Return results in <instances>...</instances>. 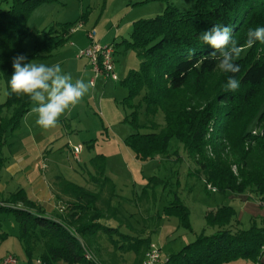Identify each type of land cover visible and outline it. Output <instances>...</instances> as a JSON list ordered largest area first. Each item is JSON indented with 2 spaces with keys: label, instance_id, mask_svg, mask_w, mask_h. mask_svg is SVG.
I'll return each mask as SVG.
<instances>
[{
  "label": "trees",
  "instance_id": "1",
  "mask_svg": "<svg viewBox=\"0 0 264 264\" xmlns=\"http://www.w3.org/2000/svg\"><path fill=\"white\" fill-rule=\"evenodd\" d=\"M192 1L193 10L181 12L169 4L161 15L133 23L128 44L137 52L140 65L121 85L128 91L124 103L132 109L128 118L136 131L124 143L139 162L173 155L176 161L187 159L194 165L191 174L202 179L205 188L210 185L222 194L254 193L264 205V43L251 48L246 44L247 30L264 26V0ZM55 2L58 0H0V83L5 89V100L0 103V177L11 164L3 150H9L33 104L8 87L13 58L21 54L27 57L25 62L47 58L76 29V23L45 28L32 53H26L23 44L31 34L26 25L28 14L39 5ZM215 24L231 27L233 40L243 49L236 59L240 71L235 78L240 87L235 92L224 91L227 74L218 67L219 57H208L213 49L199 39ZM142 109L144 121L140 124ZM158 115L163 118L162 126L155 121ZM101 182L97 191L61 182V193L68 199L65 213L61 209L48 216L20 187L0 192V212L13 214L18 238L28 255L42 249L36 260L39 264H106L97 258L98 236L106 237L115 251L132 254V264H141L151 242L121 234L116 226L101 222L118 214L110 205L114 187L106 178ZM105 186L110 197L103 199ZM99 202L109 215L102 213ZM179 210L182 223L188 226L186 209L179 206ZM204 220L213 233L197 237L162 264L260 262L264 221L261 227L242 229L235 209L226 205L207 212ZM5 237L0 233V241Z\"/></svg>",
  "mask_w": 264,
  "mask_h": 264
},
{
  "label": "rangeland",
  "instance_id": "2",
  "mask_svg": "<svg viewBox=\"0 0 264 264\" xmlns=\"http://www.w3.org/2000/svg\"><path fill=\"white\" fill-rule=\"evenodd\" d=\"M169 4L181 12L194 8L192 0H58L35 7L26 20L31 33L23 44L26 53H32L34 43L41 39V31L45 28L76 23V29L65 42L53 49L49 57L34 59V63L49 66L59 63L63 72L72 75L73 82L82 79L90 83L94 74L82 77L87 60L77 59L76 55L89 45L87 33L94 32L99 44L114 49L117 81L102 76L94 78L88 93L79 104L65 111L54 128L43 129L36 125V116L31 113L35 105L32 104L21 120L9 150H3L11 163L23 166L21 182L42 179L48 192L52 191L57 197V202L51 201L49 206L44 203L46 196L36 202L43 203L41 206L48 216L55 215L50 209L53 204L55 213L61 209L65 213L63 208L67 206L68 199L61 193V182L97 191L101 181L108 179L115 187L110 205L118 209V214L112 217L104 210V204L99 202L102 213L109 215L101 222L110 227L116 226L121 234L148 238L160 249L163 259L194 242L197 237L213 233L214 229L206 226L204 216L220 206L235 209V219L242 229L247 230L253 225L261 227L264 221V205L260 204L256 194L212 193L205 188L202 179L191 174L194 165L189 160L176 161L173 155L168 159L139 162L124 143L125 138L136 131L128 118L132 109L124 103L128 91L121 85L128 73L137 70L140 65L137 52L128 44L131 42L132 26L140 19L161 15ZM4 100L5 89L0 83V103ZM143 121L142 109L138 122L142 124ZM155 121L159 126L163 125L161 115ZM138 129L144 132L142 128ZM76 146H81L77 157L73 153ZM14 177L1 193L22 187L18 174ZM98 178L101 181H95ZM8 179L3 175L0 184H5ZM108 191L109 187L105 186L101 198L110 197ZM179 206L187 211L188 226L182 223ZM0 233L11 239L9 245L1 246L0 252L16 254L19 264H37L42 249L39 247L27 254L24 242L18 238L19 229L13 214L0 212ZM96 242L100 261L132 264L133 255L115 251L106 237L98 236ZM55 264L66 263L57 261ZM227 264L255 263L234 260ZM257 264H264V252Z\"/></svg>",
  "mask_w": 264,
  "mask_h": 264
},
{
  "label": "clouds",
  "instance_id": "3",
  "mask_svg": "<svg viewBox=\"0 0 264 264\" xmlns=\"http://www.w3.org/2000/svg\"><path fill=\"white\" fill-rule=\"evenodd\" d=\"M232 31L229 26L215 24L199 37L202 45L213 49L208 57H219L218 67L227 74L223 85L225 92H235L240 87V81L235 78V74L240 71L236 59L243 49L233 40ZM257 42L264 43V26L247 30V46L251 48ZM26 60L23 54L13 58V73L7 82L8 87L11 93L25 95L33 102L35 106L31 113L36 116L37 126L54 128L65 111L79 104L92 85L82 79L73 82L72 75L63 72L59 63L49 66Z\"/></svg>",
  "mask_w": 264,
  "mask_h": 264
},
{
  "label": "built area",
  "instance_id": "4",
  "mask_svg": "<svg viewBox=\"0 0 264 264\" xmlns=\"http://www.w3.org/2000/svg\"><path fill=\"white\" fill-rule=\"evenodd\" d=\"M87 38L89 39V45L80 50L76 58L77 59H86L90 65L94 78L102 76L103 78H111L113 81H117V77L114 72V61L113 54L114 49L109 45L102 46L96 41L95 33L88 32ZM92 83V82H91ZM81 152V146H76L73 148L74 156L76 157ZM207 190L215 192L216 190L210 185H207ZM89 258L88 256H86ZM167 261L162 258L160 249L156 247L153 243L147 248L144 258L141 264H162ZM17 259L11 255H6L1 261L0 264H17Z\"/></svg>",
  "mask_w": 264,
  "mask_h": 264
},
{
  "label": "crops",
  "instance_id": "5",
  "mask_svg": "<svg viewBox=\"0 0 264 264\" xmlns=\"http://www.w3.org/2000/svg\"><path fill=\"white\" fill-rule=\"evenodd\" d=\"M101 42V41H100ZM85 68L83 69L82 71V77L84 78L86 75L87 76H90L92 74V69L90 68V65L88 64V62L86 61V64H85ZM94 74V73H93ZM96 79V78H95ZM99 79V77L97 78ZM105 79V78H104ZM94 80V77L90 78V83L93 82ZM94 85V83H93ZM21 169H23V166L21 165L19 167L18 164H15V163H11L9 164L5 169H4V175L9 178L7 182H5V184H0V192H3L5 191L7 188V185L8 183L12 182L13 179L15 178L14 175L15 174H18V181L21 183V186L20 188L24 189V191L26 192V195L27 197L32 200V201H35V202H40V200L44 199L46 196V199L44 201V203H46L47 206H49L50 204L54 203V202H57V197L55 195L52 194V191L48 192L49 190L46 188L47 185H44L42 183V179H39V178H36L35 180H33L32 182H24L22 180V175L21 172ZM29 176V175H28ZM27 177V176H26ZM39 179V180H38ZM42 184H41V183ZM31 187H32V190H31ZM115 188V187H114ZM113 196V195H112ZM52 201V203H51ZM43 205V203L41 204ZM53 207L50 208L52 211H55L56 208L55 207V204L52 205ZM10 241L11 239L7 237H5L3 240L0 241V249H1V246H4L6 247V245H9L10 244ZM17 247V246H15ZM19 249V248H18ZM5 252H0V261L8 254H6ZM16 255V254H15ZM17 256V255H16ZM18 258V256L16 257ZM37 263V262H36ZM18 264H19V259H18ZM39 264V263H37Z\"/></svg>",
  "mask_w": 264,
  "mask_h": 264
}]
</instances>
